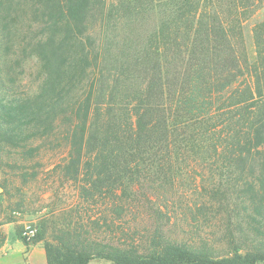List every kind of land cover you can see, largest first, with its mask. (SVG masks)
<instances>
[{"label":"trees","instance_id":"trees-1","mask_svg":"<svg viewBox=\"0 0 264 264\" xmlns=\"http://www.w3.org/2000/svg\"><path fill=\"white\" fill-rule=\"evenodd\" d=\"M263 7L0 0V249L45 212L47 264L264 263Z\"/></svg>","mask_w":264,"mask_h":264},{"label":"rangeland","instance_id":"rangeland-1","mask_svg":"<svg viewBox=\"0 0 264 264\" xmlns=\"http://www.w3.org/2000/svg\"><path fill=\"white\" fill-rule=\"evenodd\" d=\"M264 21V7L260 9L251 19H249L244 25L245 37H246V44L248 47V51L250 57L254 56L255 53V45L253 39V29L257 23ZM75 191L70 189H65L60 194V199L63 200H72ZM49 203V204H48ZM55 203L54 199L51 201H46L43 205L48 206ZM48 209L44 210L47 211ZM44 213H36L32 215H22L16 214L15 222L6 224L2 227L3 232L6 235V243L7 244H16L19 239L18 232L22 231V233L26 230L27 227L31 226L33 228H37L39 230V223L44 217ZM21 241V240H20ZM5 243V244H6ZM44 249V243H38ZM36 244V245H38ZM90 264H112L108 261L103 260H94ZM264 264V263H261Z\"/></svg>","mask_w":264,"mask_h":264},{"label":"crops","instance_id":"crops-1","mask_svg":"<svg viewBox=\"0 0 264 264\" xmlns=\"http://www.w3.org/2000/svg\"><path fill=\"white\" fill-rule=\"evenodd\" d=\"M0 264H47L45 250L39 244L28 247L20 240L6 243L0 249Z\"/></svg>","mask_w":264,"mask_h":264},{"label":"built area","instance_id":"built-area-1","mask_svg":"<svg viewBox=\"0 0 264 264\" xmlns=\"http://www.w3.org/2000/svg\"><path fill=\"white\" fill-rule=\"evenodd\" d=\"M37 228H33L31 226L27 227L26 230L23 232V236L26 237L28 240L32 239L35 237L37 233Z\"/></svg>","mask_w":264,"mask_h":264}]
</instances>
